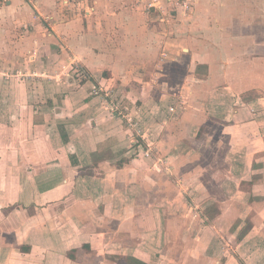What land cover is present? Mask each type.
<instances>
[{
  "label": "crops",
  "instance_id": "crops-1",
  "mask_svg": "<svg viewBox=\"0 0 264 264\" xmlns=\"http://www.w3.org/2000/svg\"><path fill=\"white\" fill-rule=\"evenodd\" d=\"M134 1L0 4V264H264V0Z\"/></svg>",
  "mask_w": 264,
  "mask_h": 264
},
{
  "label": "rangeland",
  "instance_id": "rangeland-1",
  "mask_svg": "<svg viewBox=\"0 0 264 264\" xmlns=\"http://www.w3.org/2000/svg\"><path fill=\"white\" fill-rule=\"evenodd\" d=\"M199 0H197V2H198ZM135 3H137L136 2V0L134 1ZM141 8V7H140ZM170 8H172V7H169V8H164L163 10H157V11H155V10H153L152 9V11H151V13H150V16L154 19V20H157V22H166V19H164V20H160L161 18H163V17H169V16H171L172 14H176L177 12L175 11V10H173V9H170ZM72 9H75V6H73L72 7ZM141 9H144V8H141ZM195 9V8H194ZM193 9V11H194V13H195V10ZM192 11V12H193ZM192 12H188V16H191L192 14L194 15V13H192ZM190 13H192V14H190ZM72 16H73V14H71ZM187 16V17H188ZM64 19H66V16L64 17ZM127 41V40H126ZM126 44H129L128 43V41H127V43ZM168 58H172V57H168ZM9 59V58H8ZM7 59V60H8ZM4 58H1L0 57V61L2 62V63H4ZM19 61H15L13 58L10 60H8V61H10V63L9 64H12L13 66H15V67H19V66H21V67H19L18 68V70H19V75H16V74H13V73H10L11 75H13V76H17L18 78H19V80H21L22 82L21 83H23V85L22 86H28V87H35L34 85H35V83L33 82H29L30 81V78L28 77V75L27 74H24V72H23V68L24 67H27V63H26V60H25V58H23V59H18ZM179 60H178V58L176 59V61L175 62H178ZM28 62H30V61H28ZM72 63L74 64L75 62H71V64H70V67L65 71V73L62 75V77H61V80L60 81H62V80H64V85H65V87L66 88H70L71 86H75V87H77V86H79L80 87V85L81 84H83V83H81L80 84V82H79V79L77 78V75H76V73H74V71H73V69H72ZM5 64V63H4ZM6 64H7V62H6ZM76 64V63H75ZM78 65V64H77ZM80 66V65H79ZM176 66H179V65H176ZM181 66V65H180ZM21 70V71H20ZM87 74V76L89 75L88 73H86ZM16 77V78H17ZM39 86H40V84H39ZM36 87H38V85L36 84ZM98 89H100V93L102 92V93H105L107 96H108V98H115V97H117L118 98V96L120 95V92H114V90H112L111 88H109V89H107V90H101V87H99ZM57 90H59V88L57 89ZM38 92V91H37ZM106 92H108V93H106ZM99 93V94H100ZM23 97H25L26 96V91H25V89L23 90ZM40 94H41V91H40ZM94 95L95 96H97V93H94ZM100 99V98H99ZM116 100V99H115ZM108 101V100H107ZM112 102H114L113 100H111ZM119 102V104H117V106L119 105L120 106V108H122L121 107V102L120 101H118ZM62 105L63 104V102H62V100H61V97L60 96H58V97H56V99H55V106H56V109L58 110L59 109V105ZM115 104V103H114ZM116 105V104H115ZM116 106V107H117ZM124 111L126 110V108H122Z\"/></svg>",
  "mask_w": 264,
  "mask_h": 264
},
{
  "label": "built area",
  "instance_id": "built-area-1",
  "mask_svg": "<svg viewBox=\"0 0 264 264\" xmlns=\"http://www.w3.org/2000/svg\"><path fill=\"white\" fill-rule=\"evenodd\" d=\"M10 0H0V4L9 2ZM82 1L87 0H60L61 4L67 8H72V5L75 3H80ZM137 4L141 5L142 8L145 9H155V10H163L164 8H169L175 10L182 11L183 14H188V12H192L194 9L197 0H136ZM140 7V6H139ZM72 69L74 73H76L79 82L82 83L88 79L87 74L82 70V68L72 63ZM94 93L99 94L100 89H94Z\"/></svg>",
  "mask_w": 264,
  "mask_h": 264
},
{
  "label": "trees",
  "instance_id": "trees-1",
  "mask_svg": "<svg viewBox=\"0 0 264 264\" xmlns=\"http://www.w3.org/2000/svg\"><path fill=\"white\" fill-rule=\"evenodd\" d=\"M82 70H84V69H82ZM84 72H85V73H88L86 70H84ZM88 78H89V75H88Z\"/></svg>",
  "mask_w": 264,
  "mask_h": 264
}]
</instances>
